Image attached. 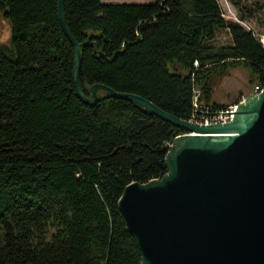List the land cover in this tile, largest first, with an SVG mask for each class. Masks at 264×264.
<instances>
[{
  "label": "trees",
  "instance_id": "obj_1",
  "mask_svg": "<svg viewBox=\"0 0 264 264\" xmlns=\"http://www.w3.org/2000/svg\"><path fill=\"white\" fill-rule=\"evenodd\" d=\"M148 1L64 0L85 44V95L99 83L189 120L194 102L226 107L213 90L231 69L248 70L250 93L264 85V0H230L257 33L224 20L217 0ZM56 3L0 0L13 46L0 44V264H140L117 202L128 184L165 174L183 130L102 90L94 106L79 100ZM220 28L230 44L213 43Z\"/></svg>",
  "mask_w": 264,
  "mask_h": 264
},
{
  "label": "water",
  "instance_id": "obj_2",
  "mask_svg": "<svg viewBox=\"0 0 264 264\" xmlns=\"http://www.w3.org/2000/svg\"><path fill=\"white\" fill-rule=\"evenodd\" d=\"M60 27L74 50L75 94L94 106L97 91L132 102L183 130L166 152V172L128 184L118 211L140 252V264H264V85L236 104L223 124L177 118L149 100L93 84L80 85L81 47L71 35L64 0Z\"/></svg>",
  "mask_w": 264,
  "mask_h": 264
},
{
  "label": "rangeland",
  "instance_id": "obj_3",
  "mask_svg": "<svg viewBox=\"0 0 264 264\" xmlns=\"http://www.w3.org/2000/svg\"><path fill=\"white\" fill-rule=\"evenodd\" d=\"M221 8L222 18L224 20L237 22L245 29L261 32L255 18H249L245 23L239 21L237 9L230 0H217ZM104 2L113 3H150L148 0H104ZM261 13L257 12L256 16ZM230 36L226 29L220 28L216 31L214 44L216 46L230 44ZM0 44L6 49L13 51L11 42V24L4 10L0 8ZM248 70L245 68L231 69L219 84L213 90L215 102L223 106L233 104L239 98L246 97L250 93V87L247 84Z\"/></svg>",
  "mask_w": 264,
  "mask_h": 264
},
{
  "label": "built area",
  "instance_id": "obj_4",
  "mask_svg": "<svg viewBox=\"0 0 264 264\" xmlns=\"http://www.w3.org/2000/svg\"><path fill=\"white\" fill-rule=\"evenodd\" d=\"M261 41H263V39ZM251 93L253 94L259 93V84H256L253 87ZM196 97H197V93L195 94V98ZM199 108L201 107L197 105L196 102H194V113L188 121L196 123L198 120H206V125L223 124L229 122L232 119L233 113L236 109V104L235 103L229 104L226 107L215 112H209L208 110H202Z\"/></svg>",
  "mask_w": 264,
  "mask_h": 264
},
{
  "label": "bare ground",
  "instance_id": "obj_5",
  "mask_svg": "<svg viewBox=\"0 0 264 264\" xmlns=\"http://www.w3.org/2000/svg\"><path fill=\"white\" fill-rule=\"evenodd\" d=\"M262 87L263 86L259 85V93L262 91ZM196 123L206 125V120H198Z\"/></svg>",
  "mask_w": 264,
  "mask_h": 264
}]
</instances>
